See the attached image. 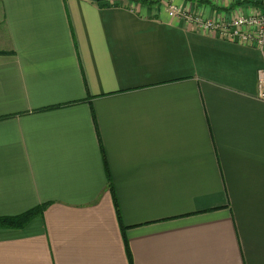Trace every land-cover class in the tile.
Returning <instances> with one entry per match:
<instances>
[{"label":"crops","instance_id":"0c3cea01","mask_svg":"<svg viewBox=\"0 0 264 264\" xmlns=\"http://www.w3.org/2000/svg\"><path fill=\"white\" fill-rule=\"evenodd\" d=\"M263 4L0 0V264H264Z\"/></svg>","mask_w":264,"mask_h":264},{"label":"built area","instance_id":"2783aa9c","mask_svg":"<svg viewBox=\"0 0 264 264\" xmlns=\"http://www.w3.org/2000/svg\"><path fill=\"white\" fill-rule=\"evenodd\" d=\"M168 12L171 17L186 19L196 30L216 34L226 41L256 45L264 55V11H257L250 16L237 15L228 23L203 20L199 14L176 6H170ZM258 98L264 101V68L258 71Z\"/></svg>","mask_w":264,"mask_h":264},{"label":"trees","instance_id":"16d2710c","mask_svg":"<svg viewBox=\"0 0 264 264\" xmlns=\"http://www.w3.org/2000/svg\"><path fill=\"white\" fill-rule=\"evenodd\" d=\"M104 165H105V168H106L107 173H108V181H109L110 187H111V179H110L111 177L109 174V166H108V162H107L105 155H104ZM113 198H114V202H115V206H116V212H117L118 220L121 224V228L123 231L124 242L126 245L128 258H129L130 264H132V256H131V253L129 250L128 240H127L126 235H125V227L122 224L120 209H119L118 204H117V198H116L115 192H113ZM48 206L49 205L36 207V208H34V209H32V210H30V211H28L22 215L15 216V217H1L0 216V229H21V228H24L34 217L43 213Z\"/></svg>","mask_w":264,"mask_h":264},{"label":"water","instance_id":"95a60500","mask_svg":"<svg viewBox=\"0 0 264 264\" xmlns=\"http://www.w3.org/2000/svg\"><path fill=\"white\" fill-rule=\"evenodd\" d=\"M90 1H93V2H103V1H106V0H90Z\"/></svg>","mask_w":264,"mask_h":264}]
</instances>
